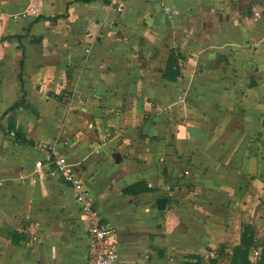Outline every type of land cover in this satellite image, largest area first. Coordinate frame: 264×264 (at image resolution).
<instances>
[{"label": "crops", "instance_id": "obj_1", "mask_svg": "<svg viewBox=\"0 0 264 264\" xmlns=\"http://www.w3.org/2000/svg\"><path fill=\"white\" fill-rule=\"evenodd\" d=\"M118 4L0 0V264H86L56 156L119 264H231L248 227L264 264V0Z\"/></svg>", "mask_w": 264, "mask_h": 264}, {"label": "built area", "instance_id": "obj_2", "mask_svg": "<svg viewBox=\"0 0 264 264\" xmlns=\"http://www.w3.org/2000/svg\"><path fill=\"white\" fill-rule=\"evenodd\" d=\"M120 0H111L112 4L118 5V11L123 12V5H119ZM166 12L170 13V7H164ZM17 19V16L14 17ZM89 52V51H87ZM53 164L56 173L63 181L73 189L75 202L79 207L81 218L89 225V246L88 260L86 264H119V253L115 248L114 229L103 224L101 217L96 212L94 199L90 195L89 189L85 186L72 164L65 156H56ZM44 169L42 162L36 163V171L41 173ZM255 257L261 253L255 251Z\"/></svg>", "mask_w": 264, "mask_h": 264}, {"label": "trees", "instance_id": "obj_3", "mask_svg": "<svg viewBox=\"0 0 264 264\" xmlns=\"http://www.w3.org/2000/svg\"><path fill=\"white\" fill-rule=\"evenodd\" d=\"M175 59L176 58L173 57L169 59L168 67L163 74L164 78L176 80L178 76H180V71L176 66ZM22 142L26 145H33V143L31 141H28L24 136H22ZM136 187H139V185L136 184L135 186L132 187V189L128 191L136 192L137 191ZM248 228L242 236L241 246L236 247L234 250V256L231 260V264H251L250 261L248 260L249 254L250 252H252L253 249H255L258 246L254 240V236L252 234L251 228L249 229ZM193 260H195L196 262H194ZM193 260L184 264H201L199 257L195 256L193 257Z\"/></svg>", "mask_w": 264, "mask_h": 264}, {"label": "water", "instance_id": "obj_4", "mask_svg": "<svg viewBox=\"0 0 264 264\" xmlns=\"http://www.w3.org/2000/svg\"><path fill=\"white\" fill-rule=\"evenodd\" d=\"M166 204H167V199L165 198H160L157 200V205L159 210L166 209Z\"/></svg>", "mask_w": 264, "mask_h": 264}, {"label": "rangeland", "instance_id": "obj_5", "mask_svg": "<svg viewBox=\"0 0 264 264\" xmlns=\"http://www.w3.org/2000/svg\"><path fill=\"white\" fill-rule=\"evenodd\" d=\"M221 249H224L225 247L224 246H222V247H220ZM259 248H261L262 249V246H261V243H260V245L258 246V247H256V250H259Z\"/></svg>", "mask_w": 264, "mask_h": 264}]
</instances>
